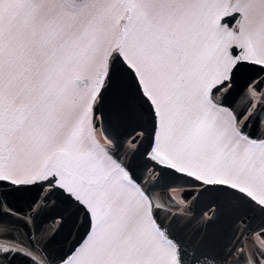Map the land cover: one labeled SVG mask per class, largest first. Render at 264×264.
I'll return each instance as SVG.
<instances>
[{
	"label": "snow or ice",
	"instance_id": "snow-or-ice-1",
	"mask_svg": "<svg viewBox=\"0 0 264 264\" xmlns=\"http://www.w3.org/2000/svg\"><path fill=\"white\" fill-rule=\"evenodd\" d=\"M0 264H264V0H0Z\"/></svg>",
	"mask_w": 264,
	"mask_h": 264
},
{
	"label": "water",
	"instance_id": "water-1",
	"mask_svg": "<svg viewBox=\"0 0 264 264\" xmlns=\"http://www.w3.org/2000/svg\"><path fill=\"white\" fill-rule=\"evenodd\" d=\"M17 207V209L21 212H23L26 209V204H16L15 205ZM203 205L197 207L196 209H194V212H199L200 208H202ZM46 219V217L40 218L38 219V223L43 222ZM229 228V223L226 220H222L220 221L215 227L214 229H212L209 233V237L208 240L210 243H215L218 239V237L223 234L226 233L227 230Z\"/></svg>",
	"mask_w": 264,
	"mask_h": 264
}]
</instances>
